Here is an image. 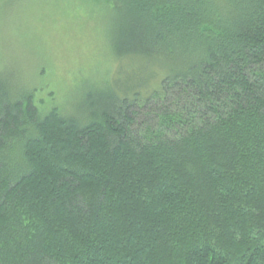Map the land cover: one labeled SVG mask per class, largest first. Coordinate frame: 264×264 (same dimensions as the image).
Masks as SVG:
<instances>
[{
    "label": "trees",
    "instance_id": "16d2710c",
    "mask_svg": "<svg viewBox=\"0 0 264 264\" xmlns=\"http://www.w3.org/2000/svg\"><path fill=\"white\" fill-rule=\"evenodd\" d=\"M77 1L155 62L0 68V264H264V0Z\"/></svg>",
    "mask_w": 264,
    "mask_h": 264
},
{
    "label": "rangeland",
    "instance_id": "374dc122",
    "mask_svg": "<svg viewBox=\"0 0 264 264\" xmlns=\"http://www.w3.org/2000/svg\"><path fill=\"white\" fill-rule=\"evenodd\" d=\"M0 8L9 9L0 23V68L26 75L43 69L49 90L57 91H51L54 102H60L71 84L89 75L96 79L108 68L126 73L123 80L132 86L149 77L148 67L155 61L110 60L106 19H98L85 2L2 0Z\"/></svg>",
    "mask_w": 264,
    "mask_h": 264
},
{
    "label": "bare ground",
    "instance_id": "6f19581e",
    "mask_svg": "<svg viewBox=\"0 0 264 264\" xmlns=\"http://www.w3.org/2000/svg\"><path fill=\"white\" fill-rule=\"evenodd\" d=\"M132 95V94H131Z\"/></svg>",
    "mask_w": 264,
    "mask_h": 264
}]
</instances>
